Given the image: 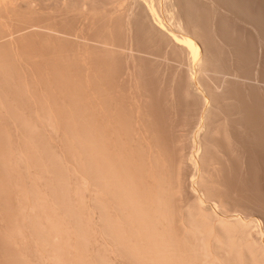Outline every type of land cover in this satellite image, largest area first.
Here are the masks:
<instances>
[{
  "label": "rangeland",
  "instance_id": "rangeland-1",
  "mask_svg": "<svg viewBox=\"0 0 264 264\" xmlns=\"http://www.w3.org/2000/svg\"><path fill=\"white\" fill-rule=\"evenodd\" d=\"M174 2L200 66L134 0L0 9V264H206L202 206L261 238L264 0Z\"/></svg>",
  "mask_w": 264,
  "mask_h": 264
},
{
  "label": "bare ground",
  "instance_id": "bare-ground-1",
  "mask_svg": "<svg viewBox=\"0 0 264 264\" xmlns=\"http://www.w3.org/2000/svg\"><path fill=\"white\" fill-rule=\"evenodd\" d=\"M15 1L17 0H0V9L2 10L3 8L4 12V8L9 7V5L11 7V3ZM134 1L136 2L135 4H137L136 6L140 8V11L147 17L146 19L150 18L148 20L151 21L153 20L152 18H154L158 22L155 27H158L160 32H165L174 42L187 48L189 54H191L190 60L195 66L201 65L202 49L191 34H187L186 31H183V25H180L181 19L177 17L175 12L176 5L174 0ZM13 5L16 6L15 3H13ZM10 9H8V11ZM1 17L0 20H3ZM3 25L6 24L4 23ZM195 142L199 144L198 139ZM194 162V165L199 164L198 157L194 159ZM203 200L204 199L201 198L200 201L203 202ZM204 208L205 207L202 206V212L195 214L196 216L191 214V216L193 215L191 217L189 215L187 228L195 233L193 236H199L198 240L200 242L198 240L196 241L198 242V246L202 242L201 246H203L205 254L204 251L202 253L205 256L206 264H264V231L261 230V238L259 240L253 238L250 231V229H252V224H262L259 219L247 221L246 218L239 216H219L213 214L212 211L206 212L207 209L204 210ZM201 249L202 247L198 248V250L196 248L195 260H197L198 256L196 255L200 253ZM203 259L201 258V263L204 261ZM193 264L196 263L194 262Z\"/></svg>",
  "mask_w": 264,
  "mask_h": 264
}]
</instances>
